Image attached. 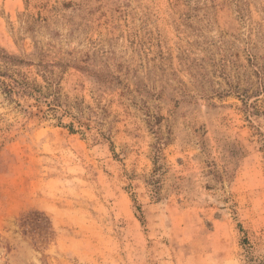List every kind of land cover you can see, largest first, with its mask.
<instances>
[{
	"label": "rangeland",
	"instance_id": "374dc122",
	"mask_svg": "<svg viewBox=\"0 0 264 264\" xmlns=\"http://www.w3.org/2000/svg\"><path fill=\"white\" fill-rule=\"evenodd\" d=\"M264 258V0H0V264Z\"/></svg>",
	"mask_w": 264,
	"mask_h": 264
},
{
	"label": "trees",
	"instance_id": "16d2710c",
	"mask_svg": "<svg viewBox=\"0 0 264 264\" xmlns=\"http://www.w3.org/2000/svg\"><path fill=\"white\" fill-rule=\"evenodd\" d=\"M257 264H264V258L261 259V260H259V261L257 262Z\"/></svg>",
	"mask_w": 264,
	"mask_h": 264
}]
</instances>
